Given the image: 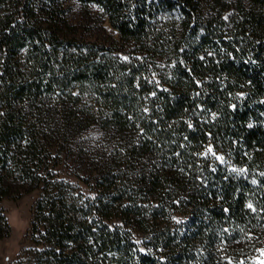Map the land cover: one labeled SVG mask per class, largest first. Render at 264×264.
Instances as JSON below:
<instances>
[{
  "label": "trees",
  "instance_id": "16d2710c",
  "mask_svg": "<svg viewBox=\"0 0 264 264\" xmlns=\"http://www.w3.org/2000/svg\"><path fill=\"white\" fill-rule=\"evenodd\" d=\"M65 1L0 0V240L2 201L37 192L34 264H251L264 0H76L104 11L121 47L69 37ZM173 12L178 29L154 33ZM94 127L104 150L79 149Z\"/></svg>",
  "mask_w": 264,
  "mask_h": 264
},
{
  "label": "rangeland",
  "instance_id": "374dc122",
  "mask_svg": "<svg viewBox=\"0 0 264 264\" xmlns=\"http://www.w3.org/2000/svg\"><path fill=\"white\" fill-rule=\"evenodd\" d=\"M236 1V0H226ZM66 16L69 21L68 35L80 42H93L99 45H117L122 46L118 32L111 26L109 19L104 11L95 4H82L76 0H66L64 2ZM206 12L210 14L207 8ZM180 17L177 12L166 13L160 15L154 22V33L162 32L165 34L178 29ZM132 48V47H131ZM162 45L159 43L155 46L151 57L160 62L165 61ZM79 149L85 150L96 149L101 152L107 145L102 131L98 127H94L75 139ZM69 165H73L76 173H82L79 166L81 163L76 162V157L68 158ZM73 179V178H71ZM74 181H76L74 179ZM84 192L86 188L79 190ZM38 199V193H28L21 198L13 197L4 199L1 203L6 219L9 223L11 232L9 236L0 240V264H34L31 224L35 214V204ZM259 245H254L255 250L249 257V263L258 264L259 260L264 259L261 250L264 249V238L258 241ZM252 252V251H251Z\"/></svg>",
  "mask_w": 264,
  "mask_h": 264
},
{
  "label": "snow or ice",
  "instance_id": "6c2138e0",
  "mask_svg": "<svg viewBox=\"0 0 264 264\" xmlns=\"http://www.w3.org/2000/svg\"><path fill=\"white\" fill-rule=\"evenodd\" d=\"M225 19H227V17H225ZM125 59H127V57H125ZM255 183V181H253ZM249 207H251V205H249ZM262 254H264V249L261 250ZM258 264H264V259L259 260Z\"/></svg>",
  "mask_w": 264,
  "mask_h": 264
}]
</instances>
